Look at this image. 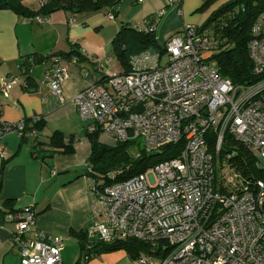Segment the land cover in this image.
Returning a JSON list of instances; mask_svg holds the SVG:
<instances>
[{
	"label": "built area",
	"instance_id": "1",
	"mask_svg": "<svg viewBox=\"0 0 264 264\" xmlns=\"http://www.w3.org/2000/svg\"><path fill=\"white\" fill-rule=\"evenodd\" d=\"M251 35L249 58L259 78L246 86L220 76L205 58L215 47L209 29L186 24L167 38L163 52L134 54L127 71L75 94L86 134L106 135L113 146L135 142L136 156L138 147L151 154L180 144L176 157L127 179H91L88 247L93 240L138 241L148 250L134 258L137 264H264V11ZM69 62L77 64L78 57ZM69 76L56 57L41 82L59 95ZM15 79L2 78L0 92L5 95ZM23 130V120H0V140L8 132L21 137ZM242 152L253 159L248 172L238 166ZM3 154L0 148V161ZM11 218L17 264H63V240L30 229L32 207Z\"/></svg>",
	"mask_w": 264,
	"mask_h": 264
},
{
	"label": "crops",
	"instance_id": "2",
	"mask_svg": "<svg viewBox=\"0 0 264 264\" xmlns=\"http://www.w3.org/2000/svg\"><path fill=\"white\" fill-rule=\"evenodd\" d=\"M45 1L21 0L32 10H38ZM204 1L180 0L175 5L168 0H119L113 18L106 17L108 6L78 13L58 8L46 14L44 22L36 20L42 14L28 17L0 9V80L16 78L5 95L0 92V120H23L27 129L24 139L17 132H8L0 140L4 152L0 161V208L6 201L11 206L0 221V264H17L11 216L25 207L35 212L30 229L60 237L63 264H76L81 254L77 233L87 231L92 223L89 184L94 177L86 174L91 146L73 98L102 77L125 71L114 54L112 41L121 25L142 30L154 21L153 38L161 47L170 35L180 33L183 25L201 26L204 19L200 22L196 10ZM224 2L217 0L215 8ZM75 50L82 58L72 65L67 54ZM147 50L155 52L157 48ZM56 57L62 58L70 72L59 95L49 94L47 85L41 82L43 71ZM25 60H36L27 74L20 71V63ZM98 65L102 67L97 69ZM54 132L61 133L64 142L74 137L72 151L49 155ZM95 255L85 264H137L123 249Z\"/></svg>",
	"mask_w": 264,
	"mask_h": 264
},
{
	"label": "trees",
	"instance_id": "3",
	"mask_svg": "<svg viewBox=\"0 0 264 264\" xmlns=\"http://www.w3.org/2000/svg\"><path fill=\"white\" fill-rule=\"evenodd\" d=\"M214 1L216 0H206L199 9H203L205 5ZM118 3L119 0H47L38 7V10H32L25 6L21 0H0V9H11L17 14L28 17H34L37 14L46 17V14L58 8L78 13L95 11L108 6L110 14L114 17ZM262 11H264V0H228L217 6L207 21L198 26L200 30L208 28L214 36V50H218V53L214 55V59L217 61V72L220 76L228 78L232 84L246 86L256 82L259 78L252 71L253 64L249 58V42L252 38V27ZM152 23L155 22L152 21ZM147 25L145 29L138 30L135 25L123 24L112 40L114 54H116L120 64L124 66L125 71L129 69L128 62L134 54L141 53L149 47H155L157 51L163 52L162 46L157 47L153 33ZM67 56L70 59L72 56H76L78 61L82 58V55L76 50L67 54ZM36 60H25L20 63V71L27 74L30 66ZM101 79L103 81L105 77ZM25 80H28V78ZM26 130H23V134L26 133ZM21 137L24 139V135ZM86 137L91 146L90 156L86 161L88 165L86 174L94 178L104 177L107 183L124 180L134 174H139L158 161L176 157L180 150V144H175L163 147L161 153L147 154L138 147L139 155L136 156L131 152L135 147V142L117 143L109 147L99 142L96 133L86 134ZM73 142V136H70L67 142H64L62 134L54 132L49 140V146L51 147L47 151H49V155L56 151L70 152L72 151ZM39 146L40 144L36 145V147ZM240 155L243 162L239 161L238 166L246 172L250 171L253 162L252 157L246 152H242ZM111 171L114 172V176L109 175ZM1 206L0 221L5 219L7 213L11 211L9 201L4 202ZM77 237L80 239L81 254L76 264H85L91 255L100 251L123 249L130 258H135L140 252L148 250L144 244L135 240L119 241L113 244H103L100 241L93 240L91 246L88 247L89 239H87L86 231L77 233Z\"/></svg>",
	"mask_w": 264,
	"mask_h": 264
},
{
	"label": "rangeland",
	"instance_id": "4",
	"mask_svg": "<svg viewBox=\"0 0 264 264\" xmlns=\"http://www.w3.org/2000/svg\"><path fill=\"white\" fill-rule=\"evenodd\" d=\"M206 1V0H205ZM205 1H204V3H205ZM217 1V0H216ZM216 1H214V2H210V3H208L207 5H205V7L203 8V9H197L196 10V12H198L199 13V16H200V22L204 19V22H206L207 21V19L209 18V16L213 13V11L216 9L215 7V3H216ZM224 1H228V0H224ZM203 3V4H204ZM202 4V5H203ZM203 22V23H204ZM198 24H200V23H198ZM196 26H200V25H197V24H195ZM218 53V50H211V51H208L207 53H205V58L206 59H209V61L211 62V64L213 65V66H215L216 67V64H217V61H215V59H214V55L215 54H217ZM165 59H166V55H162V57H161V61L162 62H164L165 61ZM99 137H101V139L100 140H102L100 143H103V144H105V145H107V146H109V147H112L113 146V143H114V141H113V139L112 138H110V137H108V136H106V135H101V136H99ZM135 149V147L133 148V150ZM133 150L131 151L132 153H133ZM110 174L109 175H113V171H111V172H109ZM256 175H258V172H256ZM114 176V175H113ZM100 252H102V251H100ZM100 252H96L95 254V256H97ZM92 257L91 258H88L87 259V261H92ZM65 264H67V263H65Z\"/></svg>",
	"mask_w": 264,
	"mask_h": 264
}]
</instances>
